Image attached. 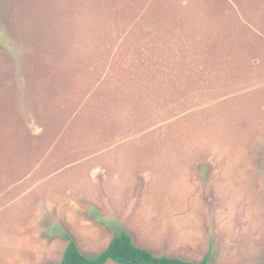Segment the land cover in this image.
Listing matches in <instances>:
<instances>
[{"label": "rangeland", "instance_id": "1", "mask_svg": "<svg viewBox=\"0 0 264 264\" xmlns=\"http://www.w3.org/2000/svg\"><path fill=\"white\" fill-rule=\"evenodd\" d=\"M120 232L264 264V0H1L0 264Z\"/></svg>", "mask_w": 264, "mask_h": 264}, {"label": "trees", "instance_id": "2", "mask_svg": "<svg viewBox=\"0 0 264 264\" xmlns=\"http://www.w3.org/2000/svg\"><path fill=\"white\" fill-rule=\"evenodd\" d=\"M1 2V0H0ZM68 245L62 260L57 264H210L209 256L195 263L177 257L155 256L149 250L137 246L127 232L116 234L105 251L95 257H86L80 252L76 242L65 236Z\"/></svg>", "mask_w": 264, "mask_h": 264}]
</instances>
